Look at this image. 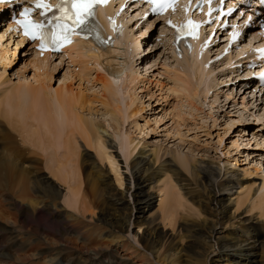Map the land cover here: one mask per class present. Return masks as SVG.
I'll list each match as a JSON object with an SVG mask.
<instances>
[{
  "label": "bare ground",
  "instance_id": "obj_1",
  "mask_svg": "<svg viewBox=\"0 0 264 264\" xmlns=\"http://www.w3.org/2000/svg\"><path fill=\"white\" fill-rule=\"evenodd\" d=\"M150 26L151 23L146 26L143 34ZM11 39L12 36H8L4 42L8 40L10 43ZM3 43L0 46V64L5 67V61L9 63L10 58L12 61L13 53L17 48L15 47L13 52L9 53L8 45L2 46ZM23 43L24 41L20 40L17 45L25 49V56H28L31 47L27 45L23 47ZM116 43L123 45L117 48L121 50L105 49L100 53L92 50L90 45L78 42L66 51L69 57L68 70L70 66L75 65L81 71L80 75H86L89 71L86 65L92 64L89 61H93V65L96 64L101 68L100 72L103 73L100 74V81L97 80L101 84V92L108 99H112L117 94V82L135 74V70L133 69V73L130 66V60L133 58L127 59L130 40L126 36V30ZM7 53L8 57L5 56ZM30 55H32L31 52ZM43 57L40 59L37 53H34L33 57L29 56V63L33 67L29 66V69H32L33 73H38L31 78L34 85H37L35 91L37 88L39 91L32 92L33 89L28 91L34 86L30 87L31 81L30 83L27 81L29 87L25 89L22 86L24 82L22 78L20 89L17 90L19 84L14 85L17 87L15 88L17 92L12 95V98H10L11 92L8 91L4 93L6 96L10 94L9 98H6L4 102L5 96L1 97L2 100L0 98L2 102L0 103V119H4L8 125L18 129L20 120L29 116L34 124L29 126L37 127L25 132L28 133L36 149L51 152L46 156L51 161V166H47L50 176L46 177L40 174V168L34 165V162L39 165L42 163L40 158H37L40 155L36 151L27 150L22 153L23 148L18 145V150H8V146L13 144L10 142L12 136L0 120V183L8 180L9 170L23 181L15 194L7 190L5 185H0V222L6 223V225L0 223V264H159L158 260L161 256L162 262L166 264H181L180 262L184 264H262V257L257 253V248L264 240V222L260 220L264 218V204L258 207L260 212L256 214L257 218L254 221H251V218L246 219L242 222L243 226L231 230L222 227L224 224L232 227L235 219L233 215H228V207L231 204L228 195L232 196L233 190L238 186L237 178L234 179V172L229 171L221 176L219 166L214 167L212 162L201 161L193 165L188 158L175 155L176 160H171L169 165L164 166L161 163L158 167V157L154 152L146 154L144 150H139L136 158L127 167V170L128 168L130 170L129 177L122 178L118 164L114 160L119 156L116 153L115 156L107 154L108 148L105 142L110 149H116L115 140L119 139L117 147L120 152L126 154L124 157H128L136 149L133 140L129 136H123L124 140H120L122 136L118 130L108 134L107 130L100 129L93 121L82 116L78 112L81 97L77 98L63 91V86L52 91L53 94L48 96L44 82L50 80L47 70L50 69L48 67L52 64V60L49 54ZM116 57H122L123 60L117 62ZM185 59V62L180 63L181 72L166 67L173 83L166 89L184 94L186 102L193 103L191 100L194 98L203 102L202 98L206 99V94L215 87L213 79L209 81L213 72L211 69L204 68L202 63H197L194 57L185 56ZM74 68L76 67H72L70 72L75 71ZM110 76H119V78L113 79ZM64 81L65 78L62 82ZM10 89L12 93L16 91L14 87ZM197 108H194V111H199ZM119 110L120 107H115L109 114L106 113L116 126L119 124L117 118L120 115ZM106 128H110L109 125ZM261 134L258 137L264 145V135ZM77 137L81 138L86 146L95 149L100 163L106 161L109 166L104 172L92 156L88 155L87 161L82 160L79 166L85 173L84 190L77 170L79 157ZM8 151L11 156L13 153L12 159ZM58 152L60 156L62 155L59 158ZM183 171H190L192 180L184 176ZM108 173H113L117 187L108 182ZM163 175L168 180L172 175L180 190H184L189 199L195 200L196 207H201L203 213L207 214L203 220L191 222L188 220L191 217L188 214L181 216L184 223L176 233L173 229L169 232L164 231L166 226L174 227L178 210L186 211L187 203L179 191H176L175 185H171L170 180L169 187L165 184V179L159 187L154 185ZM123 180L125 188L121 190ZM184 182L187 185H183ZM61 183L66 185L67 189L63 195L64 205L76 210L80 214L79 217L57 206L62 196L58 188ZM147 184L156 192L145 195L142 188ZM163 185H166V188ZM132 188H135V191L130 194L131 199L127 200L126 195ZM262 189L264 190V177ZM155 199L159 202L157 208L162 213V220L156 224L153 219L149 220V217L145 216L152 208ZM225 202L228 203L225 204ZM98 208L101 214L96 221L87 223L84 213L89 212V218L92 219L95 209ZM165 221L167 224L163 223ZM160 225H163V229H160ZM108 226L116 233L112 231L106 235L105 229ZM131 226L143 229L142 235L138 237L141 250L123 247L119 243L123 239L113 236L125 231L128 234L133 233L132 238H136L137 232L129 230ZM217 226L219 230L216 229ZM182 228L185 233L188 232L189 236L182 235ZM183 238L190 239L193 242L192 247L184 248L181 243ZM168 239L171 243L169 246L166 245ZM123 241L134 247L131 242ZM212 243L219 246L217 252L213 251ZM59 251L62 253L61 256ZM186 251L190 255L187 256V260H184L183 255ZM190 256L193 258H188Z\"/></svg>",
  "mask_w": 264,
  "mask_h": 264
},
{
  "label": "rangeland",
  "instance_id": "obj_2",
  "mask_svg": "<svg viewBox=\"0 0 264 264\" xmlns=\"http://www.w3.org/2000/svg\"><path fill=\"white\" fill-rule=\"evenodd\" d=\"M143 32L144 31L142 30V32L136 34V38L140 43L138 44L135 40L134 45L136 43V47H134V45L131 47L132 57H130V59H133L130 60V66L132 67V70H135V74H132L124 78L125 80L116 83V86L119 89H116L117 96L114 95L112 99H108L103 95L100 89L101 84H99V79L101 76L100 74L103 72H100L101 68L98 65H93V61H89L92 62V64L86 65L87 69L89 70L87 73L88 75H80L81 71L77 68H74L75 71L70 72L73 66L69 67L70 70L67 69L68 60L57 61L49 65L48 68L50 69L47 70V75L48 78L50 77V80H46L47 82H44L46 86L43 84L48 91V96L53 94L52 91L58 89L60 86H63V91L71 93L77 98L81 97L82 100L80 99L81 104L79 105L80 109H78V112L82 114V116L93 121L94 124H96L100 129L107 130L108 134H112L113 130H118L119 134L122 136L120 140H124L123 136H129V138L133 140V145H136V149L131 155H128V157H124L126 154L119 151L117 147L119 139L115 140L116 149H110L107 145V142H105L106 148H108L106 150L107 154H114L115 156L116 153L119 156L114 160H116V163L118 164L119 172L122 175V178L125 176L129 177L130 170L129 168L127 170V167L131 161L136 158L139 150H144L146 154H149L151 151L154 152V154L158 157V167L161 163L164 164V166L169 165L171 160H176L175 156L186 157L193 165L194 163L201 161L204 163L212 162L214 163V167L219 166L221 170V176L225 173H228L229 171H232L235 175L234 179L237 178L238 180V186H236L233 190L232 196L228 195L231 200V204L228 207V215H233L235 217L233 226L229 227V225L224 224L222 227H226L227 229L230 228L231 230L235 229L236 227L238 228V226H243L242 222L246 219L251 218V221H254L255 218H257L255 217L256 214L260 212L258 207L261 204H264V190L262 189L264 177V145L262 144L263 142L261 141V138L257 136L259 134L262 135L261 133L264 135V132H257L258 128L263 130L261 123L264 124V106L261 103L251 104L249 101L243 100L244 97L240 95V91L237 90L236 86H234V89L232 86L219 88L217 87L218 83L213 84V86L215 85V89H213L211 94H206V99L202 98L204 100L203 102L197 100V98L192 100L190 98L193 103H189L185 101L184 94L180 92L177 93L168 91L166 88L172 86L173 83L166 67L169 69L173 68L175 70H180V63L183 62L181 60L174 62L173 59H165L167 56L162 48L159 50L157 48V50L153 52L151 43H146L143 39ZM145 33H147V31ZM149 40L153 41L152 38H149ZM14 47L15 46H12L11 49L13 50ZM145 49H147L149 53L139 58L142 54H144L142 51ZM23 54V49L17 46V50L13 53L12 61L11 58L9 63L5 61V67L0 64V75L2 76V79L0 80V98H4L5 96L3 102L6 100V98H9L10 94V98H12L13 94L15 95V92L20 89V84L23 81L24 84L22 83V86L25 87V89H28L29 87L27 81L29 83L31 81L30 87L34 85L31 77L32 75H36L38 73H33L32 69L29 70V66H31L29 63V57L24 56ZM163 54L164 56L162 57ZM5 56L8 57V53L5 54ZM24 59H26L28 62ZM22 60H24V63L21 62ZM19 63L22 65L17 69V65ZM144 65H147V67L143 68ZM31 68L33 67L31 66ZM16 69L17 77L15 78L14 72ZM25 69L26 72L24 73ZM39 73L42 72L39 71ZM64 78L65 81L62 82ZM214 78L216 79L217 77H210L209 81L213 79L212 82H215ZM16 84H19V88L15 87ZM36 86L37 85L35 84L31 89H28V91H32V89V92L39 91L38 88L37 91H35ZM11 87H14V90L17 88V90L13 91L14 93H12L13 88L10 89ZM192 87L194 88V86ZM202 89L203 86L201 85V90ZM7 91L11 93H8L9 95L6 96L4 92L7 93ZM1 92L4 94H1ZM249 98H251L250 95ZM71 101L73 102V100ZM0 103L2 102L0 101ZM115 107H120V115L117 117L119 124L117 126L111 121L110 117L106 115V113L109 114V112H111ZM194 108H197L199 111H194ZM26 118H20L23 119L22 121L19 119L20 122L17 126L18 129L8 125L4 119H0L5 124L6 130H8L12 136V140L10 139V142L13 144L8 146V150H18V145L20 148H23L22 153L27 152V150L36 151L41 157H33L40 158L42 163L39 165V163L34 162V165L40 168V174L49 177L50 175L47 166H51V161L50 158L46 156L51 152H43L38 148L36 149L33 141L29 138L28 133L25 131L32 130L37 126L30 127V124H34L32 123V120L29 118V116ZM255 123L258 124L255 125ZM108 125L110 128L107 129L106 126ZM21 129H24V131ZM76 141L79 152L77 170L79 179L81 181V186L83 187L82 189L84 190L85 173L83 168L79 166L82 160L87 161L88 155H90V157L92 156V159L94 158V160H96L104 172L105 170L107 171L109 166L107 165L106 161H104V163H100V159H97V152L95 149L86 146L81 138L77 137ZM9 151L8 155L12 159L13 153L11 152V156ZM59 152L62 154L61 151ZM59 152L57 153L58 158L62 156H60ZM76 166L73 164V168ZM9 172L10 174L8 180L2 181L0 185H5L7 190H10L12 194H15L18 192L20 185L23 184V181H20L18 176L13 175L10 170ZM183 172L184 176L192 180L190 171ZM107 178L108 182H110L114 187H117L113 173H108ZM169 178L171 185H175L176 191H179V194L187 203V206L185 207L186 211L188 212L183 209V211L179 209L178 215L175 219L176 223L174 227L171 228L166 226L164 228V231L166 232H169L173 229L176 233L178 228L181 229V224L184 223V219H182L181 216H186L189 214L191 216L188 219L189 221L200 222L207 216V214L203 213L201 207H196L197 205H195V200H192L191 198L189 199L184 190H180L179 185L175 183L176 181L172 175ZM164 179L165 184L169 187V180L168 178L166 179L164 175L160 176L159 182L154 185L159 187ZM166 185H163V187L166 188ZM183 185L187 184L184 182ZM149 187L150 185L147 184L142 188L145 195L156 192V190H152ZM58 188L61 191L62 196L59 198L57 206L59 208H65L70 213L79 217L80 214L76 210L66 207V205L63 203V195H65L67 192L66 185L61 183V185H58ZM124 188L125 181L123 182V188L120 189L123 190ZM187 190L188 188L186 187V191ZM133 191H135V188H132V190L126 195L127 200L131 199L130 194H132ZM223 192L227 194L226 191ZM153 202L154 204L152 208L145 214V216L146 218L149 217V220L153 219L154 223L156 224L162 220V213L157 208L159 202L156 201V199ZM227 203L228 202H225V204ZM100 214L99 208L95 209L94 217L92 219L89 218V212L84 213L85 221L87 223H94ZM260 220L264 222V218ZM0 223L6 225V223ZM163 223L167 224L166 221ZM160 229H163V225H160ZM216 229L219 230V226H217ZM105 230L106 235H109L112 231L116 233V231H114L110 226H108V228ZM129 230L130 232H137V237L132 238L133 233L128 234L125 231L119 235L113 236L120 237L121 239L131 242L134 245V247L128 245L122 240L119 243L123 247L141 250V243L139 242L138 237L142 235L143 229H138L136 226H131ZM182 235L184 237L189 236L188 232L185 233L184 228H182ZM169 241L170 240L168 239L166 244L167 246L171 245ZM181 243L184 248L192 247L193 244L190 239L186 238H183ZM259 245L260 247L257 248V253L260 255V257H262L261 263L264 264V240L262 243L260 242ZM212 246L213 251L217 252V250H219L218 245L213 244ZM59 255H62L60 251ZM189 255L190 254L186 251V254L183 255L184 260H187V256ZM212 256L214 257L213 254ZM188 258H193V256ZM214 261L216 262V258ZM158 262L159 264H166V262H162V256L159 258ZM180 263L184 264L183 262Z\"/></svg>",
  "mask_w": 264,
  "mask_h": 264
},
{
  "label": "snow or ice",
  "instance_id": "obj_3",
  "mask_svg": "<svg viewBox=\"0 0 264 264\" xmlns=\"http://www.w3.org/2000/svg\"><path fill=\"white\" fill-rule=\"evenodd\" d=\"M8 0H0V3H6ZM97 0H61V3L57 7L61 11V16L55 17L57 21L56 24L52 25L49 32H45L43 24H36L34 21L30 20L29 14L32 9L24 8L20 12L21 19L16 20V24L23 29V34L31 39H39L41 41V50H44L48 45H51L54 49H59L64 42L68 40V34L75 31L76 29L83 28L85 30L89 29V18L93 16L92 6ZM211 0H209V3ZM148 3L152 5L153 12H163L167 7L170 6V0H148ZM70 5V8H69ZM37 8H46L40 2L36 3ZM213 9H209L211 12ZM233 11L229 9V12ZM44 14L43 12L41 13ZM70 21V23H69ZM51 24L52 22L49 21ZM170 23V22H169ZM189 25L192 24L191 21L188 22ZM187 28V25L185 26ZM184 28L177 29V39L181 38ZM264 51V50H262ZM264 78V73L261 74Z\"/></svg>",
  "mask_w": 264,
  "mask_h": 264
}]
</instances>
